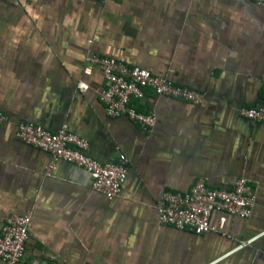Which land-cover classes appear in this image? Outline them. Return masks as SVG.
Wrapping results in <instances>:
<instances>
[{
  "label": "crops",
  "instance_id": "0c3cea01",
  "mask_svg": "<svg viewBox=\"0 0 264 264\" xmlns=\"http://www.w3.org/2000/svg\"><path fill=\"white\" fill-rule=\"evenodd\" d=\"M96 53L202 99L146 89L133 103L155 113L147 131L109 116L100 70H83ZM263 85L264 5L254 0H0V223L31 215L18 264H264V121L237 112L261 101ZM19 121L65 125L102 162L124 154L119 194L93 190L63 159L48 173L49 153L16 137ZM239 176L254 195L248 217L213 211L202 233L158 220L164 189L198 177L229 189Z\"/></svg>",
  "mask_w": 264,
  "mask_h": 264
},
{
  "label": "built area",
  "instance_id": "2783aa9c",
  "mask_svg": "<svg viewBox=\"0 0 264 264\" xmlns=\"http://www.w3.org/2000/svg\"><path fill=\"white\" fill-rule=\"evenodd\" d=\"M264 5V0H254ZM87 65L83 68L90 73L93 67L100 70L103 85L98 93L106 114L126 116L141 129L150 130L156 122L153 111H141L136 108L133 99L144 96L150 89L157 95H164L197 103L202 93L191 87L176 84L168 78L151 73L139 66H130L111 55L90 54L86 56ZM80 89L84 88L78 82ZM242 117L252 121H264V85L261 101L256 105H242L237 108ZM7 119L0 110V122ZM15 135L20 140L47 151L50 162L49 173L54 162L63 159L84 168L90 175V185L95 191L107 198L119 194L127 174V160L122 153L102 162L89 155L86 150L88 141L67 129L65 125L56 131H50L39 124L19 121ZM254 195L249 180L245 176L235 179L229 189L209 187L203 178L198 177L185 191L164 189L157 202L158 220L175 227H187L196 233L212 228L210 215L213 211H222L238 217L251 214ZM31 215L29 212L11 213L4 216L0 223V264H18L25 255L29 239Z\"/></svg>",
  "mask_w": 264,
  "mask_h": 264
}]
</instances>
